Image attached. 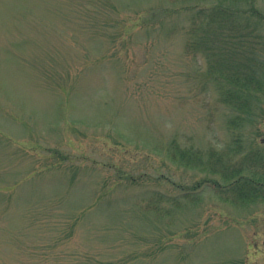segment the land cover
<instances>
[{
	"label": "rangeland",
	"instance_id": "374dc122",
	"mask_svg": "<svg viewBox=\"0 0 264 264\" xmlns=\"http://www.w3.org/2000/svg\"><path fill=\"white\" fill-rule=\"evenodd\" d=\"M202 26L253 55L191 51ZM241 177L264 185V0H0V264H264Z\"/></svg>",
	"mask_w": 264,
	"mask_h": 264
},
{
	"label": "trees",
	"instance_id": "16d2710c",
	"mask_svg": "<svg viewBox=\"0 0 264 264\" xmlns=\"http://www.w3.org/2000/svg\"><path fill=\"white\" fill-rule=\"evenodd\" d=\"M210 23H208L209 25ZM246 41H250L248 37L244 35H239L232 33L227 26H202L200 29V33L198 36V39L195 40L191 45V51H196L199 48L205 49L208 54L215 57L216 59H222V58H230L232 57H238L240 55L252 56L250 53H253L254 51L250 49V47L247 45ZM198 45V47H197ZM206 56V57H207ZM230 81V85H236V87L239 85V80L235 78L234 76L229 77L228 79ZM228 81V82H229ZM258 88L257 86H255ZM242 167L236 169L237 172L241 170ZM243 182L242 185H239L238 187H234V184H238V182ZM254 181V178L249 177V179H245L244 177L239 178L238 180H235L234 183L231 184L236 189H240L241 191H245L246 195H254L256 197H264V194L260 193V188L263 189V184L258 183V187L253 188L251 184ZM258 182V181H257ZM215 188V187H214ZM250 197V196H249Z\"/></svg>",
	"mask_w": 264,
	"mask_h": 264
}]
</instances>
